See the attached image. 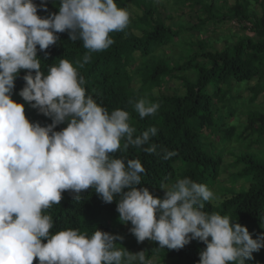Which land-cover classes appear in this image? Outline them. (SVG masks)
Here are the masks:
<instances>
[{
    "label": "clouds",
    "instance_id": "clouds-1",
    "mask_svg": "<svg viewBox=\"0 0 264 264\" xmlns=\"http://www.w3.org/2000/svg\"><path fill=\"white\" fill-rule=\"evenodd\" d=\"M39 7L47 11L45 0ZM130 18L129 8L116 0H59L58 13L46 17L38 15L34 0H0V264H33L37 258L38 264H152L146 251L131 253L116 242L122 236L98 228L91 235L73 228L50 231L54 221L47 210L60 204L62 193L79 201L89 188L106 203L119 197V220L131 222L138 242L147 239L167 249L203 242L198 264H246L264 248V232L253 239L231 216L205 210L216 199L206 184L184 177L171 187L161 185L165 194L156 197L138 187L146 173L140 159L114 155L149 145L158 129L134 135L130 113L98 103L78 68L91 53L113 45L110 34L125 30ZM66 31L88 51L82 62L60 59L45 73L38 51L46 53ZM21 70L26 74L19 96L51 124L30 122L25 105L12 99ZM159 107L147 98L135 103L141 119ZM143 151L155 153L156 146ZM163 151L164 159L176 155Z\"/></svg>",
    "mask_w": 264,
    "mask_h": 264
},
{
    "label": "trees",
    "instance_id": "trees-1",
    "mask_svg": "<svg viewBox=\"0 0 264 264\" xmlns=\"http://www.w3.org/2000/svg\"><path fill=\"white\" fill-rule=\"evenodd\" d=\"M34 2L42 17L58 13L59 0H45L47 11L39 7L41 0ZM116 2L119 7L131 11L128 27L111 33L114 44L104 51L91 53L90 61L78 71L85 78L87 93L98 103L102 102L109 111L120 108L130 113V123L137 130L134 135L153 126L158 132L149 145L129 146L126 152L119 151L114 155L140 159L146 173L138 187H147L156 197L163 198L165 194L161 185L171 187L177 179L184 177L206 184L210 190H216V199L206 202L205 210L231 216L246 226L255 239L264 232V103L259 109L254 106L258 96L264 94V8L256 15L252 6L262 5L264 0H235L232 6H228V0ZM178 9V22H174L167 13ZM187 14H193L196 24L184 28L178 23H185L183 16ZM231 21L238 22L241 31H250L251 36L244 34L235 43L231 41V35L224 36L220 39L223 42L220 50H205L202 54L193 52L195 47H203L193 36H188L186 42L178 41L182 30H194L199 34L206 31L207 25L215 27ZM58 35L57 44L46 50L47 59L45 52L38 51L41 70L45 73L48 66L60 59L82 62L88 51L82 41L69 40L67 31ZM171 46L180 47L176 61L166 57L165 52ZM25 74L26 70L19 73L12 99L25 105V115L30 122H39L41 126L51 124L50 117L32 108L19 96L25 85ZM174 79L183 89L182 94L160 93L163 85ZM233 82L241 89L235 87L234 95L230 89ZM134 84L136 89H132ZM207 87L217 90L212 95H205ZM243 91L248 93L247 99L240 97ZM140 98L158 102L157 113L141 119L135 111V103ZM241 113L245 114L242 127L232 122L238 121L237 115ZM66 126V123L60 124L55 131ZM233 143H242L246 151L239 155L224 152ZM151 144L156 146V152H144L143 147ZM165 149L176 155L164 159ZM219 149H223V153ZM223 154L233 158L226 169L223 168ZM231 169L234 170L229 171ZM227 170L228 187L220 180ZM73 196L69 191L63 192L60 204L47 210L54 221L51 232L73 228L91 235L98 228L113 235L116 230L118 236L123 237L122 241L136 239L130 231L131 222L125 224L119 220L118 196L112 203H106L94 188L83 192L79 201ZM205 247L198 240H192L181 249L159 248L158 242L150 241L147 247L137 248L136 253L146 251V259L152 260V264H198L199 252ZM255 253L246 264H255ZM33 264H38V258Z\"/></svg>",
    "mask_w": 264,
    "mask_h": 264
},
{
    "label": "rangeland",
    "instance_id": "rangeland-1",
    "mask_svg": "<svg viewBox=\"0 0 264 264\" xmlns=\"http://www.w3.org/2000/svg\"><path fill=\"white\" fill-rule=\"evenodd\" d=\"M235 0H228V6H232L234 4ZM262 8H264V3L262 5L260 4H255L252 6V9L254 10V12L256 13V15H260L261 14V10ZM179 10V9H178ZM176 12H169L167 13L169 15V17H171V19L174 22H178L176 16L179 14L180 10ZM194 16L193 14H187L185 16H183V19L185 21V23H183L182 21H180L178 24H182V26L184 28H189L193 25H195V20L193 19ZM170 24V22H169ZM238 22L236 21H231V22H224L223 24L219 25V26H213L212 24L207 25V29L204 33H196L194 30L193 31H187V30H182L180 31V39L178 41H185L188 40V36H193V39L200 44H203V47H195V49L193 50V52H197L198 54H202L205 52V50H220V48L222 47V40H220L222 37L224 36H230V39L233 43L237 42V40L239 39L240 36H243L244 34L246 36H251L250 31H241V28L238 27ZM180 47L178 46H171L169 47V49L166 50V57H169L171 59H173V61H176L177 58V54L179 53V49ZM158 56L160 55V52H158L157 54ZM256 82V81H255ZM253 83H250L249 86H253ZM179 82L177 80H172L170 83H166L163 85L162 87V91L160 93L164 94V95H169L170 92H173V94H177L180 95L183 92V89L179 88ZM236 85L233 83H230V89L232 90V95H234L235 93L233 92V90H235ZM137 85L134 84L132 86V89H136ZM172 89V90H170ZM236 89L241 90L239 88L236 87ZM217 88H212V87H207V90L205 91V95H212L216 92ZM156 91H154L155 94ZM248 93L246 91H243L242 93L240 92V97L242 99H247ZM264 103V94H261L260 96H258L257 100L254 102V106L259 109L261 108V104ZM244 111V110H243ZM242 111V112H243ZM237 119L238 121H232L235 123L236 126H240L242 127V125L245 123V114H238L237 115ZM238 130H240V127H237ZM248 135V133H247ZM253 138V137H252ZM232 147H227L225 149L224 152L230 151L233 152L234 155H239L240 152H245V145H243L242 143H239V145H236L235 143H233L232 145H230ZM258 148V147H257ZM261 148V147H260ZM259 148V149H260ZM222 150L223 153V149H219V151ZM258 153V151H257ZM263 154V152L261 153ZM261 154L259 156H261ZM224 155V154H223ZM223 168L226 169L228 166V164H230L233 160V158L228 157L227 154H225L223 156ZM226 166V167H225ZM239 169V167L237 168ZM234 169H231L229 171H233ZM228 177V170L225 171L222 174V178L220 180H222L223 185L228 187L229 184L226 183V181H228L227 178ZM214 194L216 193V190L213 191ZM115 235H118L116 233L115 230ZM117 243L123 245L124 248H127L129 252L131 253H136V249L137 248H141V247H147L150 244V240H145L143 242H138L137 239L134 240H127V241H116ZM119 246V245H118ZM126 246V247H125ZM255 254H257V258L255 261V264H264V248H261L258 252H256ZM152 261V260H151ZM153 262H155V260H153Z\"/></svg>",
    "mask_w": 264,
    "mask_h": 264
}]
</instances>
